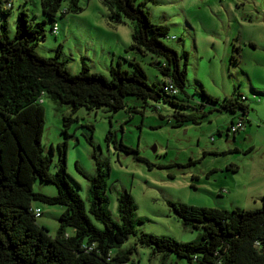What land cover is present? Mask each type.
Here are the masks:
<instances>
[{"label": "rangeland", "instance_id": "1", "mask_svg": "<svg viewBox=\"0 0 264 264\" xmlns=\"http://www.w3.org/2000/svg\"><path fill=\"white\" fill-rule=\"evenodd\" d=\"M139 1H143L152 22L167 27L161 40L175 49L180 66L185 62L183 90L175 87L177 93L170 94L168 100L143 101L126 94L125 106L114 112L107 107L82 106L72 111L70 104H57L43 95L44 124L39 140L51 160L50 172L58 166L57 145H65L68 180L97 227L101 224L88 212L86 177L96 172L95 159L109 166L105 194L112 219L118 218V192L125 189L131 195L135 233L111 251L135 245L130 258L138 264H187L184 258L171 253L163 257L151 247L140 245L137 236L153 233L185 242L197 239L200 228L185 226L170 207V200L226 209L260 206L264 194V0ZM39 2L1 1L6 12L0 10V23L5 21L9 37L15 32L17 12L24 8L32 23L44 20L43 36L37 40L35 51L50 56L59 49L58 59L70 73H76L82 61L89 71L105 76L109 75L108 67L118 61L121 68L131 72V62L136 61L147 83L158 87L168 80L159 72L156 57L130 48L128 19L109 21V9L101 0H79L80 10L59 11L53 19L41 12ZM60 8H67V0ZM52 22L57 26L56 33L51 29ZM201 88L219 99L236 93L246 96L249 124L242 129L245 131L226 137L224 130L234 111L205 103ZM160 92L166 96L163 90ZM198 103L204 105L205 115L176 124L172 113H194ZM133 106L136 110L128 111ZM63 115L73 118L65 129ZM109 128L114 137L107 141ZM114 139H122L136 151L127 153L115 147ZM31 187L49 195L56 193L54 185L46 180L36 179ZM31 205L40 210L36 222L53 235L63 206L33 200ZM67 232H73L72 228L67 227Z\"/></svg>", "mask_w": 264, "mask_h": 264}, {"label": "trees", "instance_id": "2", "mask_svg": "<svg viewBox=\"0 0 264 264\" xmlns=\"http://www.w3.org/2000/svg\"><path fill=\"white\" fill-rule=\"evenodd\" d=\"M1 1L0 10L6 12ZM62 1L40 0L41 12L53 19L59 11L75 12L81 8L79 0H67V8L61 9ZM101 1L109 9V21L120 23L128 19L130 48L156 57L159 72L168 80L158 87L147 83L136 61L131 62L134 68L131 72L121 68L118 61L116 66L108 67L109 75L105 76L89 71L82 61L80 69L70 73L58 59L59 49L50 56H40L34 49L43 36L44 20L32 23L21 8L12 37L7 34L5 21L0 23V264H138L130 258L135 245L111 251L135 233L132 225L135 206L129 192L123 189L116 197L118 218L114 220L110 216L105 194L108 164L95 159L96 172L86 175L88 212L101 224L97 227L68 180L65 145H57L58 166L50 172L51 160L39 140L44 124L43 95L54 103L70 104L72 111L82 106L87 109L107 107L114 112L125 106L123 96L126 94L143 101L168 100L177 90L175 93L165 90L166 83L180 90L184 88L185 62L180 66L175 49L161 40L166 36L167 27L152 22L142 6L143 1ZM182 55L186 57V51ZM162 90L166 96H162ZM200 92L205 103H216L221 109L234 111V116H240L245 122L249 109L245 102L247 97L236 93L219 99L203 88ZM135 110L134 106L128 108V111ZM172 114L176 124H180L183 120H196L206 112L204 105L198 103L194 113L175 111ZM72 119L71 115L62 116L63 129ZM232 121L224 133H232L229 128ZM113 137L109 128L105 139L109 141ZM113 144L127 153L136 151L122 139H114ZM36 179L49 181L56 193L34 191L31 185ZM31 200L63 206L53 235L36 222L40 210L31 205ZM260 200V206L251 209L216 208L170 200V207L185 226L200 228L197 239L185 242L169 235L142 233L137 236L138 242L162 253L163 257L171 253L184 258L187 264H264V194ZM67 227L73 232L68 233Z\"/></svg>", "mask_w": 264, "mask_h": 264}, {"label": "built area", "instance_id": "3", "mask_svg": "<svg viewBox=\"0 0 264 264\" xmlns=\"http://www.w3.org/2000/svg\"><path fill=\"white\" fill-rule=\"evenodd\" d=\"M8 4V3H7ZM52 30L56 33L57 31V26L56 24L53 22L52 24ZM174 37V35L170 36V38ZM164 89L168 90L170 92H176V88H174L173 85H171V83H166V85H164ZM40 101V100H39ZM244 127V121L240 116H237L235 119H233V121L230 123V131L232 132H236L238 130H241ZM210 139L213 140V137L210 136ZM38 209H36V215H38Z\"/></svg>", "mask_w": 264, "mask_h": 264}, {"label": "crops", "instance_id": "4", "mask_svg": "<svg viewBox=\"0 0 264 264\" xmlns=\"http://www.w3.org/2000/svg\"><path fill=\"white\" fill-rule=\"evenodd\" d=\"M261 93L264 94V91H261ZM239 94H240V93H239ZM243 96H244V95H243ZM245 97H246V96H245ZM262 99H263V98H262ZM247 114H248V113H247ZM232 116H233V117H232ZM232 116L230 117L229 122H230L231 119H235V118H236V117L234 116V114H233ZM246 119H247V120H246ZM246 119H245V122H244V127H243L242 129H245L247 123L249 124V119H248L247 117H246ZM229 122H228V124L226 125V128H227V126L229 125ZM226 128H225L224 132H226V130H227ZM246 128H247V127H246ZM242 129H241V130H238V131H236V132H232V133L230 132V133H231L232 136H233V135L235 136L236 133H238V132H240V131H245V130H242ZM218 131L221 132L220 130H218ZM246 133H247V131H246ZM224 134H225V136L227 137L228 134H229V132L227 131V133H224ZM252 146H253V145L251 144V145L248 146V147H252ZM248 147L246 148V151L249 150ZM235 149H236V147L234 148V150H235ZM213 150H217V149H213ZM229 168H230V167H229ZM236 169H237V168H236ZM236 169L234 168V171H235Z\"/></svg>", "mask_w": 264, "mask_h": 264}]
</instances>
